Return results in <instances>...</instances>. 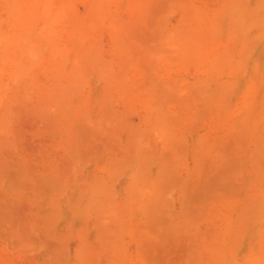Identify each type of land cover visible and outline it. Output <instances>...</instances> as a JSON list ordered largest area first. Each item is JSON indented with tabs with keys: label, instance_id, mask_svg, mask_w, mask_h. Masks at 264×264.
Masks as SVG:
<instances>
[{
	"label": "rangeland",
	"instance_id": "1",
	"mask_svg": "<svg viewBox=\"0 0 264 264\" xmlns=\"http://www.w3.org/2000/svg\"><path fill=\"white\" fill-rule=\"evenodd\" d=\"M0 264H264V0H0Z\"/></svg>",
	"mask_w": 264,
	"mask_h": 264
}]
</instances>
